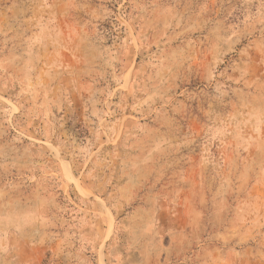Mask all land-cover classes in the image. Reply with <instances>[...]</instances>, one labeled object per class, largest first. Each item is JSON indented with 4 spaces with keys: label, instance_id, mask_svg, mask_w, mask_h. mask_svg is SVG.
Wrapping results in <instances>:
<instances>
[{
    "label": "rangeland",
    "instance_id": "obj_1",
    "mask_svg": "<svg viewBox=\"0 0 264 264\" xmlns=\"http://www.w3.org/2000/svg\"><path fill=\"white\" fill-rule=\"evenodd\" d=\"M0 264H264V0H0Z\"/></svg>",
    "mask_w": 264,
    "mask_h": 264
}]
</instances>
